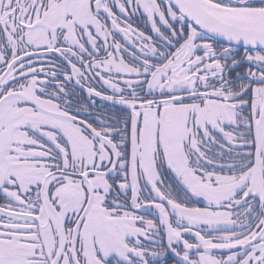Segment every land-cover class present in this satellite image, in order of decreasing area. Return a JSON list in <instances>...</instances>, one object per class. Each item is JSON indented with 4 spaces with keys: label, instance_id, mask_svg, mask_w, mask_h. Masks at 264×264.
<instances>
[{
    "label": "snow or ice",
    "instance_id": "snow-or-ice-1",
    "mask_svg": "<svg viewBox=\"0 0 264 264\" xmlns=\"http://www.w3.org/2000/svg\"><path fill=\"white\" fill-rule=\"evenodd\" d=\"M0 264H264V0H0Z\"/></svg>",
    "mask_w": 264,
    "mask_h": 264
},
{
    "label": "flooded vegetation",
    "instance_id": "flooded-vegetation-1",
    "mask_svg": "<svg viewBox=\"0 0 264 264\" xmlns=\"http://www.w3.org/2000/svg\"><path fill=\"white\" fill-rule=\"evenodd\" d=\"M141 27H143V23L141 22ZM87 102V101H85ZM109 106L107 105L106 102H102L97 98V110L102 111V112H107Z\"/></svg>",
    "mask_w": 264,
    "mask_h": 264
}]
</instances>
